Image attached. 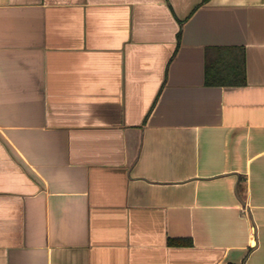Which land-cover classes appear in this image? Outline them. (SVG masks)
<instances>
[{
	"label": "crops",
	"instance_id": "crops-1",
	"mask_svg": "<svg viewBox=\"0 0 264 264\" xmlns=\"http://www.w3.org/2000/svg\"><path fill=\"white\" fill-rule=\"evenodd\" d=\"M0 264H264V0H0Z\"/></svg>",
	"mask_w": 264,
	"mask_h": 264
},
{
	"label": "trees",
	"instance_id": "trees-1",
	"mask_svg": "<svg viewBox=\"0 0 264 264\" xmlns=\"http://www.w3.org/2000/svg\"><path fill=\"white\" fill-rule=\"evenodd\" d=\"M173 243H183L185 242L186 240H183V239H172L171 240ZM187 242V241H186Z\"/></svg>",
	"mask_w": 264,
	"mask_h": 264
}]
</instances>
